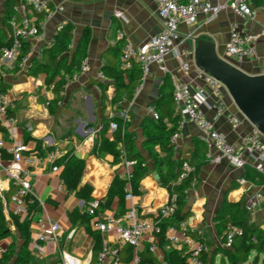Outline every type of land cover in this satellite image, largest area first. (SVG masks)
Here are the masks:
<instances>
[{
    "label": "crops",
    "instance_id": "crops-1",
    "mask_svg": "<svg viewBox=\"0 0 264 264\" xmlns=\"http://www.w3.org/2000/svg\"><path fill=\"white\" fill-rule=\"evenodd\" d=\"M21 1L0 0V30L8 37L11 29L5 25V14L8 8L19 5ZM47 1L53 6H62L64 10L56 13L50 21L43 24L40 37L28 42L30 49L34 51L32 63L34 60L43 59V52L51 47L58 28L62 25H70L74 34L71 41L72 52L76 50L84 37L88 36L85 58L88 71L83 74L78 73L76 78L71 79L65 88L64 98L55 112L51 111L50 105L56 97L53 90L46 86L47 75L36 76L31 68L10 74L3 85L17 106L15 113L19 120V129L16 139L27 144L31 153L38 150L45 153L48 150L59 148L67 151L74 150L76 156L88 155V159L83 160L86 168L81 185L92 187L94 190L92 198L104 202L116 176L121 177L126 167L124 160L119 164H114V157L109 152L100 155L94 151L103 130L104 119L110 120L120 110L116 106L117 103H113L116 90L115 81L105 75L101 78L100 73L104 66L114 64L118 51H122L124 42L119 40V34H124L125 38L130 40L135 47H139L163 31V21L154 0ZM184 1L182 0L187 3L189 0ZM210 1L214 5H226L230 0ZM250 4L257 12L255 20L242 19L231 8L225 7L216 20L200 15L195 25L182 23L179 29L180 39L175 43L174 51L167 58L168 74L161 72L156 65H153L152 76L144 82L140 79L133 100L127 99L124 102L123 108L129 109L126 132L134 135L135 151L142 156L150 168L141 181L143 194L137 197V204L143 217H156L160 208L168 204L170 200V193L161 185L154 163L144 148V129L150 122L149 120H155L151 115V109L165 116V123L168 126L173 125L169 117L172 112L175 116H179L176 133H179L180 137L176 145L172 141L171 143L174 146L176 159L190 160L197 153L198 145L204 142L197 126L189 119L183 118L180 109L171 103L169 98L173 93L171 77L175 76L192 87L201 85L210 103L215 101L211 88L199 79L201 71L195 65V57L194 60L179 58L177 51L187 49L194 52L197 45L193 43V40L200 38L214 43L220 56L227 59L226 46L230 42L232 25L237 23L244 34H254L259 39L256 43L257 59H247L236 66L250 75L260 74L264 60V2L260 7ZM118 13H122L123 16L119 18ZM28 15L35 18L31 9ZM189 60L192 61V66L188 72H185L182 64ZM126 82H129L128 77H126ZM224 101L229 111L241 119L238 109L226 93ZM203 110L206 117L214 123L216 130L224 135L232 146L242 147L244 138L252 129L250 123L246 122L238 129H234L226 115L205 107ZM91 125L94 126L93 131L89 129ZM114 132L109 127L105 134L109 142L114 141ZM44 137L51 138L54 145L44 149L42 146ZM68 137H71L70 143L65 141ZM0 138L4 139L8 146L12 142L7 133L1 129ZM5 154L7 158L3 156V162L7 164L12 157ZM197 156L199 157L200 153H197ZM250 167L254 168L247 165L245 169H238L226 160L220 164L207 161L200 171L199 182L194 184L189 191L187 209L191 212V216L187 219L188 227L210 245V256L213 252L225 247L223 238L216 232L215 217L226 199L245 204L249 197L255 194L261 195L260 203L250 215L251 224L264 231V185H255L246 179L245 184L240 183ZM28 179L34 185L42 203V213L59 221L62 231L56 241H42L39 239L36 226L31 223L29 241L26 242L19 226L26 221V218L16 217L13 214L14 204L11 198L16 188L7 176L0 172V191H4L5 198L2 200L0 196V199L3 203L5 218L12 231V236L0 242V245L5 251L8 247L15 246L16 255L13 264H63V254L70 255L77 261V264H90L96 241L88 233L81 220V214L86 211L85 202L69 194L60 175L47 172L43 166L32 168ZM5 203L8 204L9 213L5 210ZM130 205L127 200H120L116 197L111 208L99 213H111L120 217V214ZM91 226L93 228L92 221ZM102 237L109 242L115 241L112 233L102 234ZM165 246L161 247L158 255L166 256L171 252ZM147 248L148 244L142 242L139 253ZM132 260L133 257L127 252H121L120 264H131Z\"/></svg>",
    "mask_w": 264,
    "mask_h": 264
},
{
    "label": "built area",
    "instance_id": "built-area-1",
    "mask_svg": "<svg viewBox=\"0 0 264 264\" xmlns=\"http://www.w3.org/2000/svg\"><path fill=\"white\" fill-rule=\"evenodd\" d=\"M154 2L163 21V31L159 35L139 47H135L130 40L125 38L124 34L118 36L119 40L124 42L121 51V68L130 70L135 63H138L142 70L141 82L152 76L153 65H156L161 72L168 74L167 58L174 51L175 43L180 39L179 29L182 23L195 25L200 15H205L210 20H216L225 7L231 8L242 19L255 20L257 17L256 10L248 4L247 0H230L226 5H214L210 0H189L187 3L182 0H154ZM29 9L33 11L35 18L28 15ZM14 10L17 15L10 20V44L0 48V87L10 74L33 67L34 51L29 49L27 54L22 55L24 45L33 38L40 37L43 24L50 21L56 13L62 12L64 8L53 6L47 0H22L19 5L14 7ZM117 16L121 18L123 14L118 13ZM62 28L63 25L58 28L57 32ZM258 39L257 35L244 34L240 30L239 24L234 23L230 42L226 46L227 60L236 65L247 59H257L256 43ZM177 56L194 60V52L187 49L178 50ZM191 60L182 64V69L185 72L190 70ZM87 71L88 63L84 60L79 74ZM260 74H264V60ZM76 77L77 75L71 79ZM100 77H105L103 72L100 73ZM71 79L68 80L65 88ZM171 79L175 105L180 109L181 116L189 119L201 131L202 141L208 149L207 161L220 164L226 160L238 169H245L247 165H251L256 171L264 174V135L259 129L252 126L251 132L244 138L242 147L235 148L224 135L216 130L214 123L204 113L203 108L205 107L226 115L234 129H238L248 122L229 111L224 101V85L213 76L200 72L199 79L211 88L212 95L215 97V101L210 103L209 97L201 85L192 87L175 76H172ZM125 101L127 98L117 102L116 106L120 108L119 113L113 115L111 119L120 118L125 123L129 120V109L123 108ZM16 108L15 100L9 96L8 92L0 90V129L4 130L12 141L8 146L6 141L0 138V172L4 173L16 188L11 198V202L14 204V216L30 220L36 226L40 240L56 241L62 227L59 221L42 213V203L28 177L31 175V169L38 166H43L49 173L60 175L61 168L57 165V161L66 155L67 150L58 148L45 153L39 150L31 153L27 144L16 139L19 129ZM151 115L155 120H159V114L154 109H151ZM110 128L116 131L119 124L112 121ZM179 137V133L173 135L171 141L174 145ZM51 141V138L44 137L42 139L43 148L53 146ZM65 141L70 143L71 137L66 138ZM5 153L12 157L7 164L3 162ZM124 165L126 171L121 178L127 181L126 200L131 204L126 214L116 217L111 213H99L100 201L96 199L88 207V212L92 216L93 228L104 235L112 233L115 236L113 242L103 239L97 264H120L121 252L129 247L134 250L131 264H149L142 261L139 253L142 242L148 244L150 252L158 260L157 264H169L166 261V256L158 255L161 249L162 227L160 224L177 211V196L170 197L168 204L160 208L156 217H143L137 204V196L131 185L132 172L137 162L125 160ZM192 171L193 168L189 162H184L180 181L188 178ZM240 183L243 185L246 180L241 179ZM0 196L2 200L5 199L3 190L0 191ZM261 199V195L257 194L249 197L245 203L247 210L252 212ZM35 203L39 205V211H30L31 206ZM5 210L9 213L6 203ZM188 224L189 222L186 220L179 228L171 226L167 229L165 248L167 247L171 252H181L186 259V264H205L204 256L209 252V247L204 241L192 236ZM236 233H240V231L237 228H231L225 248L232 247L233 236ZM5 252V249L0 245V259ZM62 261L63 264H77V261L68 254H63Z\"/></svg>",
    "mask_w": 264,
    "mask_h": 264
},
{
    "label": "trees",
    "instance_id": "trees-1",
    "mask_svg": "<svg viewBox=\"0 0 264 264\" xmlns=\"http://www.w3.org/2000/svg\"><path fill=\"white\" fill-rule=\"evenodd\" d=\"M247 2L250 6V3H252L256 7H260L264 0H247ZM14 7L8 8L5 14L4 22L8 29H11V18L17 15ZM73 37L74 34L71 26H63V28L55 34L51 47L43 52V59L41 61L34 60L33 67L31 68V71L36 76L41 74L47 75L46 86L53 90L56 97L55 101L50 105L52 112L58 109L59 103L64 98L63 94L65 92L66 83L80 72L82 63L86 58L89 42L88 36H85L78 44L76 50L72 52L71 41ZM9 44V37L0 30V48ZM29 49V43H26L22 55L27 54ZM101 71L107 78L115 81L116 90L113 99L114 104L124 97L133 100L142 77V70L139 65L134 64L130 70H123L121 68V51L119 50L116 62L104 66ZM126 77L129 78V82H126ZM0 90L7 91V88L2 85ZM169 98L171 103L175 104L173 93ZM169 117L173 123L172 126H168L165 123V116L159 113V120H149L150 122H148V125L144 129V148L148 151L150 159L154 163V167L160 177L161 185L168 190L170 197L177 196V211L160 224L162 227V233L160 235L161 247L166 245L165 234L167 229L171 226L179 228L190 218L191 212L187 209L189 191L194 184L199 182V174L203 165L207 162L208 154L206 144L201 142L197 148V153H200L199 157L197 153H195L190 160H183L182 158L176 159L171 138L178 130L179 116H175L172 112ZM112 121L117 122L119 128L114 132V141L109 142L105 134L108 132ZM126 128L127 123L120 118H113L110 120L104 119L103 130L96 142L94 151L100 155L109 152L114 157V164H119L122 160L137 162L132 172L131 185L134 194L140 197L143 194L141 191V181L149 172L150 168L142 156L135 151V137L134 135L128 134ZM41 152L44 153L43 151ZM162 154H165V156H162ZM4 157L7 158L6 154ZM186 161L189 162L193 171L188 178L180 181L182 167ZM57 165L61 168L60 177L64 181L69 194L75 195L85 202L86 211L81 214V220L88 233L96 241L93 258L90 264H97L99 253L103 245V237L99 231H95L92 228V216H90L88 212V207L94 200L92 198L94 190L89 185H81L86 164L76 156L74 150H69L65 156L57 161ZM243 178L255 185H264V175L256 171L255 168H248ZM126 184V180L122 179L120 176H116L106 196V200L100 202L98 212L111 208L116 197L126 201ZM128 209L122 212L120 216L125 215ZM30 211H39V205L35 203L31 206ZM250 214L251 212L247 210L246 205L243 203H235L228 199L223 202L215 217V229L217 234L223 238V242L226 244L231 228H237L240 233L234 234L231 248L224 247L213 252V259L222 255L223 260L228 261L229 264H244L253 258V263L264 264V231L260 227L251 224ZM157 220L159 219L157 218ZM16 222H18L17 219ZM30 225L31 221L28 219H26L23 224L19 225L23 237L26 238V242L29 241ZM191 234L194 238L204 241V239L199 238L196 233L191 231ZM11 236L12 231L5 218L3 203L0 199V242ZM205 243L210 249V245L207 242ZM123 251L127 252L132 257L134 255L133 248L129 247ZM15 255V246L12 245L8 247L0 259L1 264H13ZM140 256L144 263H158V260L150 252L149 248L140 252ZM209 257L210 254L208 252L204 256L205 264L210 263L211 259ZM166 261L169 264H186L185 257L178 251H172L166 255Z\"/></svg>",
    "mask_w": 264,
    "mask_h": 264
},
{
    "label": "water",
    "instance_id": "water-1",
    "mask_svg": "<svg viewBox=\"0 0 264 264\" xmlns=\"http://www.w3.org/2000/svg\"><path fill=\"white\" fill-rule=\"evenodd\" d=\"M195 65L224 85L225 93L241 117L264 135V74L250 75L220 56L216 45L205 39H194ZM91 131L94 126H89ZM86 161L88 155H77Z\"/></svg>",
    "mask_w": 264,
    "mask_h": 264
},
{
    "label": "rangeland",
    "instance_id": "rangeland-1",
    "mask_svg": "<svg viewBox=\"0 0 264 264\" xmlns=\"http://www.w3.org/2000/svg\"><path fill=\"white\" fill-rule=\"evenodd\" d=\"M213 257H214L213 255H212V257L211 256L209 257L211 259L209 264H229L228 261L223 260L222 255L217 256L215 259H213ZM244 264H255V263H253V258H251L249 262L244 263ZM259 264H261V263H259Z\"/></svg>",
    "mask_w": 264,
    "mask_h": 264
}]
</instances>
